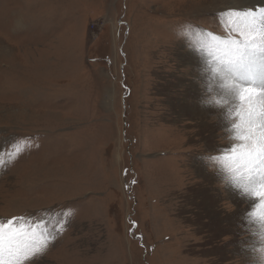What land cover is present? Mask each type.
<instances>
[{
	"label": "rangeland",
	"instance_id": "1",
	"mask_svg": "<svg viewBox=\"0 0 264 264\" xmlns=\"http://www.w3.org/2000/svg\"><path fill=\"white\" fill-rule=\"evenodd\" d=\"M234 1L0 0V223L46 243L22 264H261L264 164L240 159L241 119L204 120L210 146L176 113L203 81L184 53L233 70L240 112L245 88L264 95V17ZM241 30L247 67L215 41Z\"/></svg>",
	"mask_w": 264,
	"mask_h": 264
},
{
	"label": "snow or ice",
	"instance_id": "2",
	"mask_svg": "<svg viewBox=\"0 0 264 264\" xmlns=\"http://www.w3.org/2000/svg\"><path fill=\"white\" fill-rule=\"evenodd\" d=\"M240 40L226 37H215L217 47L226 52H234L242 62L240 66L247 67L251 64L254 52L251 43L243 30L237 33ZM264 37V28L261 29ZM245 57L248 60L245 61ZM264 71V67L261 68ZM241 101H247L246 110L241 111V128L239 139L247 143L240 145L239 157L246 163L259 161L264 164V95L257 96L253 88H245L240 95ZM261 121V123H257ZM46 243L35 229L16 227L13 221L7 224L0 223V264H22V261L30 256L42 254Z\"/></svg>",
	"mask_w": 264,
	"mask_h": 264
},
{
	"label": "bare ground",
	"instance_id": "3",
	"mask_svg": "<svg viewBox=\"0 0 264 264\" xmlns=\"http://www.w3.org/2000/svg\"><path fill=\"white\" fill-rule=\"evenodd\" d=\"M230 1L231 0H228V1L224 0L223 3L229 4ZM232 4H233V6H232L233 11H238L240 13V10H244V11H247L249 13H253V15L257 16V18H259V19L264 17V0H236V1L232 2ZM212 6H214V5H212ZM212 6H209V7L211 8ZM200 57L201 56L194 55V54L189 56L187 53H184L183 55H181L179 57L180 58V60H179L180 64L187 63L188 66L191 67V69H193L194 76L199 77L203 81H202V83H200L201 81H198L196 79V81L194 80L192 82V84L189 86V88H187L188 90H186L185 101L183 102L184 104L178 108L176 113L178 115L180 114V116L185 115L188 118L193 119V120L200 119L201 123H202L201 134L203 135L204 139L206 140L207 145L211 146V144L209 142L210 139H208L207 137L204 136V133L209 131V129H208L209 124L205 123L204 120H206L207 118H209L212 115H215L216 118L218 119L216 126H220V125H224V124L226 125L229 118L236 117V116H238V118H240L239 117L240 116L239 114L241 113L240 109H239L240 103H238V100H237V98H239L236 96L237 91H236V93L234 91L237 89H235V88H234V90L231 88L226 89V88H224L225 85L223 87H221L222 83L219 81L220 79L218 80L216 77H214L212 75V73L211 74L208 73L211 70L213 71V69H214L210 62H207V60L200 62V64L203 66V68H199V66H198L199 62L197 63L196 59H199ZM182 66H183V64H182ZM204 73H206V74L208 73L209 76L208 77L205 76ZM220 74H222V73H220ZM229 80L230 79H228L226 81L227 85H229V83H230ZM230 85H232V83ZM237 87L238 86H236V88ZM208 92H209V94H211V93L214 94V96L211 98H213V99L215 98L219 101V105L217 104L218 106H224V107L218 108V107H216V104H214V103H212V105H211L210 101L207 99L208 94H206V93H208ZM239 123H240V121H239ZM226 126L229 128H233L234 130H237L236 127H233V126H236L235 124H233V125L227 124ZM236 133H237V131H236ZM242 194L246 195L247 193L240 190V197L242 196ZM233 197H234V195H233Z\"/></svg>",
	"mask_w": 264,
	"mask_h": 264
},
{
	"label": "clouds",
	"instance_id": "4",
	"mask_svg": "<svg viewBox=\"0 0 264 264\" xmlns=\"http://www.w3.org/2000/svg\"><path fill=\"white\" fill-rule=\"evenodd\" d=\"M221 71L223 72V77H221V75H219V78H220V80H221V82H222V85H225L224 86V88H226V89H228V88H233L234 86H229V85H227L226 84V81L228 80V79H232V80H234L235 78H238V77H236V76H234L233 75V70L232 69H227V70H225V69H221ZM237 71H240V74L241 75H244L245 73L241 70V69H239V68H237ZM216 107H218V108H221V107H224V106H217L216 105ZM210 171H216V169L215 168H213V167H211L210 166V169H209ZM228 185H225L224 183H223V181L218 185V187L223 191L226 187H227ZM225 209H227V208H225ZM228 210V209H227ZM261 264H264V260H262L261 261Z\"/></svg>",
	"mask_w": 264,
	"mask_h": 264
}]
</instances>
